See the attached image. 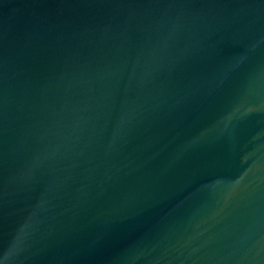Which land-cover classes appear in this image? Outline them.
<instances>
[{
  "label": "water",
  "instance_id": "1",
  "mask_svg": "<svg viewBox=\"0 0 264 264\" xmlns=\"http://www.w3.org/2000/svg\"><path fill=\"white\" fill-rule=\"evenodd\" d=\"M0 264H264V0H0Z\"/></svg>",
  "mask_w": 264,
  "mask_h": 264
}]
</instances>
